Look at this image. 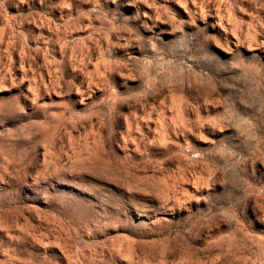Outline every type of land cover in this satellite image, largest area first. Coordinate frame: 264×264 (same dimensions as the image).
<instances>
[{"label": "rangeland", "instance_id": "obj_1", "mask_svg": "<svg viewBox=\"0 0 264 264\" xmlns=\"http://www.w3.org/2000/svg\"><path fill=\"white\" fill-rule=\"evenodd\" d=\"M0 264H264V0H0Z\"/></svg>", "mask_w": 264, "mask_h": 264}]
</instances>
